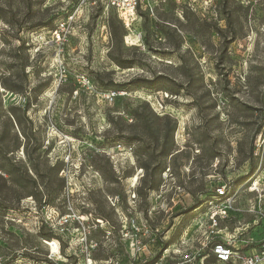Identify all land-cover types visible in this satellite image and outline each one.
<instances>
[{
    "label": "rangeland",
    "instance_id": "rangeland-1",
    "mask_svg": "<svg viewBox=\"0 0 264 264\" xmlns=\"http://www.w3.org/2000/svg\"><path fill=\"white\" fill-rule=\"evenodd\" d=\"M73 2L0 0V259L133 264L131 223L162 241L144 263L183 238L197 249L214 188L243 208L264 176V0H209L207 19L159 8L129 32L113 9Z\"/></svg>",
    "mask_w": 264,
    "mask_h": 264
},
{
    "label": "built area",
    "instance_id": "built-area-1",
    "mask_svg": "<svg viewBox=\"0 0 264 264\" xmlns=\"http://www.w3.org/2000/svg\"><path fill=\"white\" fill-rule=\"evenodd\" d=\"M209 0H75L72 4L78 7L87 6L89 8H99L102 11L113 9L125 27L129 30L132 23L140 19H157L156 12L159 8L170 6L175 13L183 18L184 11L192 12L196 15L206 18L205 7L209 6ZM211 1V0H210ZM240 4L251 3L253 0H237ZM73 7V6H71ZM77 7V8H78ZM75 10L68 11L60 23L56 25L54 33L57 40H67V23L75 16ZM205 12V13H204ZM62 35V39H61ZM114 91L108 93V97L114 95ZM262 136V135H261ZM260 136V137H261ZM264 142V137L257 146V151ZM258 154V152H256ZM261 171V170H259ZM264 176L261 173L256 174V180L248 186V191H256L246 200L245 207L236 206V197L240 194H228V185L223 183L214 188V194L205 198V209L198 214L196 224L203 227L202 242L197 249H192L190 238H183L180 241V247L171 251L172 255L164 256V249L158 258L152 264H264ZM255 188V190L253 189ZM233 213V214H232ZM237 214V216H236ZM248 216V217H245ZM233 221V226L229 229L228 225L220 226L221 221ZM261 225V228H260ZM134 234L128 240V259L133 264H143L144 259L150 254L148 244L161 246L162 241L153 236L147 225L131 223ZM257 228V229H256ZM256 239L251 235L255 233ZM53 230L52 233H55ZM188 232V231H187ZM249 233V237L239 239L240 236ZM140 235L138 237L137 235ZM60 235V234H55ZM187 235V233L185 234ZM55 240L58 244V253L61 239L52 238L50 235H44ZM42 236L40 235V238ZM240 241L236 245L235 241ZM64 241V240H62ZM81 241L85 242V238ZM66 242V241H65ZM70 245V241L67 242ZM49 253L52 252L50 244H47ZM96 243L91 247L94 249ZM246 247V248H243ZM187 251L184 255L182 252ZM49 261L52 257L48 256ZM90 258L86 259L89 264ZM118 255H113L108 260L100 261L101 264H120ZM145 262L144 264H147ZM0 264H5L4 259H0ZM49 264H52L49 263Z\"/></svg>",
    "mask_w": 264,
    "mask_h": 264
},
{
    "label": "trees",
    "instance_id": "trees-1",
    "mask_svg": "<svg viewBox=\"0 0 264 264\" xmlns=\"http://www.w3.org/2000/svg\"><path fill=\"white\" fill-rule=\"evenodd\" d=\"M119 65L121 67H130V66H132L131 62H127L126 65H123V64L119 63ZM147 83L150 84L152 82H150L149 79H145V78H141V77H132L129 80H127L126 82H124L123 84L134 85L136 87H140V86H143L144 84H147ZM148 87H150V86H148ZM162 114H165V113H162ZM45 239H51V238L46 237Z\"/></svg>",
    "mask_w": 264,
    "mask_h": 264
},
{
    "label": "bare ground",
    "instance_id": "bare-ground-1",
    "mask_svg": "<svg viewBox=\"0 0 264 264\" xmlns=\"http://www.w3.org/2000/svg\"><path fill=\"white\" fill-rule=\"evenodd\" d=\"M131 30V28L128 30V32ZM128 33L126 34V37H125V39L127 40V41H130V42H132V43H134V42H137L138 40H139V37L137 36V35H135V34H130V35H128ZM183 124H184V122H183V119H181V121H180V127L181 128H183ZM137 180H138V174L137 175H133L132 176V178H131V183H132V185H134L136 182H137ZM253 189L255 190V188L253 187ZM48 240L49 239H43L42 241L45 243V244H50L49 242H48ZM89 262L91 263L92 262V260H89Z\"/></svg>",
    "mask_w": 264,
    "mask_h": 264
}]
</instances>
